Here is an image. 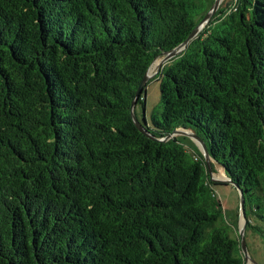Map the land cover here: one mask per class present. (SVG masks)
Wrapping results in <instances>:
<instances>
[{"label":"trees","instance_id":"1","mask_svg":"<svg viewBox=\"0 0 264 264\" xmlns=\"http://www.w3.org/2000/svg\"><path fill=\"white\" fill-rule=\"evenodd\" d=\"M214 1L0 0V264H246L229 183L173 132L264 237V0L219 8L150 80L156 139L131 116Z\"/></svg>","mask_w":264,"mask_h":264},{"label":"rangeland","instance_id":"2","mask_svg":"<svg viewBox=\"0 0 264 264\" xmlns=\"http://www.w3.org/2000/svg\"><path fill=\"white\" fill-rule=\"evenodd\" d=\"M235 5V0H222L220 7L223 9H230ZM160 58H158L152 65L150 73L152 74L151 79L155 78L160 70H158ZM145 96V107L141 104H138L136 108L137 116L139 119H143L146 116L150 119L151 112L153 108L160 102V82L152 80L146 87ZM184 142L191 144L199 149L201 153L204 154V149L202 144L187 136L183 135ZM217 171L214 172V177L225 178V175L222 172L220 167H217ZM217 194L221 200L224 212L227 215L228 220L231 222L236 221L238 229L241 223V217H238L240 213V191L233 184H222L216 186ZM241 216V213L240 215ZM252 225H255L254 222ZM233 235L236 237V232H233ZM245 241L247 245L249 258L246 260V264H264V237L260 231L254 229L252 226H248L245 229Z\"/></svg>","mask_w":264,"mask_h":264},{"label":"water","instance_id":"3","mask_svg":"<svg viewBox=\"0 0 264 264\" xmlns=\"http://www.w3.org/2000/svg\"><path fill=\"white\" fill-rule=\"evenodd\" d=\"M222 0H215L212 7L210 8V10L206 13V15L204 16V18L200 21V23L196 26V28L190 33V35L178 46L174 47L172 50H169L167 52L164 53V56L162 58H160L159 61V68L158 70H160L162 68V66L169 61L170 59H172L173 57L177 56L178 54H180L187 46L188 44L195 39L198 34L205 28V26L211 21L212 17L214 16V14L216 13V11L219 9L220 4H221ZM157 60V59H156ZM155 60V61H156ZM154 61V62H155ZM153 62V63H154ZM153 63L150 65L149 69L147 70V72L145 73L144 77L142 78L136 93H135V97L131 103V116L133 118V121L135 123V125L137 126V128L143 132L144 134H146L147 136L156 139L155 136H153L151 134V132L148 130V128L146 127L145 123H144V119H139L135 113V107L138 103V100H140L141 94L143 93V89L144 87L147 85V83L150 81V78L152 76V74H150V69L153 65ZM173 134H183V135H187L197 141H199L204 149V157H205V161L206 164L209 168L210 173L212 174V179L216 182H226L229 184H234V182L229 179V178H219V177H214L213 174V170H212V160H211V156L209 154V151L207 149V146L204 142V140L201 138V136H199L196 132L192 131V130H185V129H180V130H175L173 132ZM170 136H167L165 139H168ZM240 213H241V223L239 226V235H240V243H241V249L242 252L245 256V259L247 260L249 258L248 255V250H247V245H246V241H245V229L247 226V221L248 218L246 216L245 213V198L240 190Z\"/></svg>","mask_w":264,"mask_h":264},{"label":"bare ground","instance_id":"4","mask_svg":"<svg viewBox=\"0 0 264 264\" xmlns=\"http://www.w3.org/2000/svg\"><path fill=\"white\" fill-rule=\"evenodd\" d=\"M151 74V73H150Z\"/></svg>","mask_w":264,"mask_h":264}]
</instances>
